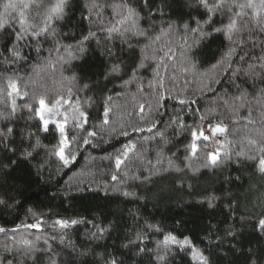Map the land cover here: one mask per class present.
<instances>
[{"label":"trees","instance_id":"trees-1","mask_svg":"<svg viewBox=\"0 0 264 264\" xmlns=\"http://www.w3.org/2000/svg\"><path fill=\"white\" fill-rule=\"evenodd\" d=\"M91 2L70 0L65 20L55 22L58 35L40 39V53L35 50V41L25 39L13 44L10 42L12 37L7 34L0 38V52L4 51L7 42L8 46L21 50L27 58L20 60L16 67L22 78V90L30 93L29 97H16L19 107L11 122L15 134L9 138V147H15L17 151L12 153L0 147V193L7 192L12 197L10 206L0 205V227L9 230L6 234L0 233V262L9 264L13 259L6 248L15 251L23 247L16 243L21 236L34 239L38 234L42 237L38 242L39 247H46L44 238H48L52 247L62 253L60 264H73L74 261L79 264L81 260L86 264H104V260L112 255L118 257L122 264H151L148 253H138V247L130 245L146 221L165 231H172L180 238L189 236L206 254H210L211 264H247L250 247L264 256V239L259 238V233L253 232L255 218L264 209V177L254 173L246 164L238 166L235 157L222 169L214 171L201 168L193 174L186 167L190 162L185 160L189 155L185 149L193 142L192 131L200 130L204 123H209L200 120L202 113L211 110L212 124L222 121L228 126L230 132L227 141L242 139L249 134L246 120L240 119L233 123L238 119L233 114L235 105L229 106V103L224 102V85L213 83L212 87L218 89L215 95L206 88L210 80H221L226 76L224 66H219V62L227 50L228 42L223 36L211 37L203 39L197 46L199 35L185 32L184 24L196 27L195 20L202 21L204 13L201 9L186 7L185 0H149L147 8H143V0H139L144 17L141 20L142 27L148 28L154 24L156 31L152 35L155 36L161 28L167 29L169 24H173V30L165 37V41L176 50L177 62L181 51L191 47L199 61V73L204 75L195 78L189 75L185 78L181 74L178 79H172L170 68L167 71L160 68L163 78V87H160L157 82L159 78L154 77L156 62L146 61L151 67L140 70L133 82L126 84L133 77L134 66L142 59L140 49L147 41L140 38L139 45L133 41V48L129 49L119 34L107 31L113 22L110 5L119 3V0H96L108 5L101 10V18L98 19L93 13L91 22L82 19V16L88 15L85 5ZM204 28L205 31H211L208 25H204ZM89 31L95 35L78 45ZM58 45L60 51L56 52ZM69 45L72 46L70 49ZM161 46L158 43L155 47ZM80 47L84 48L83 52ZM256 52L259 54L258 48ZM69 53L76 59H69ZM234 59L238 60V57ZM115 64H119L122 71L119 75H109ZM73 76L76 77L75 82L70 84L69 78ZM69 87L74 92L79 90L81 101L92 98L91 105H85L91 114L85 127L89 131H97V137L92 144L84 145L81 140L78 148L73 146L76 158L67 167L44 149H38L33 154L34 158L24 159L21 153L30 143L36 142V136L29 141V132L38 135L48 148L56 144L58 136L54 128L49 133L39 131L38 121L30 118L24 108L25 103L30 102L32 93L66 95ZM249 91L252 92L251 89ZM234 92L235 89H232L229 93V102ZM158 94L163 96L159 105ZM109 96L112 97L108 102L111 124L105 126L102 123L103 109ZM177 97H187L198 103L182 107L177 103ZM248 100L250 104L239 108V113L246 117L251 111L254 118L259 120L264 98L256 100L249 95ZM141 104L144 105L143 113L140 112ZM3 108L4 104L0 102V109ZM177 113L186 126L183 130L177 124L170 125V120ZM3 126L6 129L8 122H3ZM134 127L142 131H134ZM67 128L74 136L86 135V132L76 130L71 124ZM112 128L118 131L123 128L129 135L112 133ZM149 128L152 130L148 131ZM227 141L224 136L212 137L207 141L202 138L196 140L198 156L193 157L191 167H200L205 153L212 150L220 151L222 155L225 151L231 154L232 148ZM128 143L135 144L136 148L124 158L125 163L118 174L121 178L125 174L141 177L140 180L129 179L123 186L128 191H135L139 199L123 197L112 188L111 176L117 174L114 156ZM161 147L163 167H168V160H172L183 169L182 172L154 174L153 166L160 167L157 159ZM13 160L17 163L12 164ZM144 177L149 179L145 180ZM105 184L108 185L107 189ZM210 196L218 197L212 208L208 207L206 199ZM33 213L36 218L45 221L39 233L23 227L15 234L11 231L17 225L35 222ZM57 218L91 223L61 230L52 227V222ZM245 219L249 223H243ZM93 223L103 225L107 232L100 238H93ZM229 229L235 231V237L227 235ZM61 234L65 236L63 243L58 238ZM13 235L16 240L10 239ZM53 236L57 239H51ZM158 239H162L160 234L149 233L145 245L153 249ZM73 245L75 252L72 251ZM82 251L88 255L79 256ZM15 260L16 264H24L25 258L17 252ZM27 264H33V261L28 260ZM36 264H47L43 253L39 254ZM169 264H188V258L173 246ZM261 264H264V260Z\"/></svg>","mask_w":264,"mask_h":264},{"label":"snow or ice","instance_id":"snow-or-ice-1","mask_svg":"<svg viewBox=\"0 0 264 264\" xmlns=\"http://www.w3.org/2000/svg\"><path fill=\"white\" fill-rule=\"evenodd\" d=\"M69 4L70 0H0V38H3L4 34H7V36L12 37L10 42L13 44H18L25 39L35 41V50L37 53H40V39L42 37L47 39L50 36L54 38L58 35L55 22L65 20L68 15L66 9H68ZM185 5L189 8L201 9L204 13L202 21L200 19L195 20L196 27H190L188 23L184 24L185 32L197 33L199 35L200 39L197 41V46L203 39L211 37L218 38L219 36H223L228 42L227 50L219 62V66H224L226 76L221 80H210L206 88L215 95L218 89L212 87L213 83L223 84L224 93L222 94V98L224 102L229 103V106L235 105L233 114L238 119L234 120L233 123H237L240 119L246 120L247 123L245 126L248 127L249 131V134L242 139L227 141L230 132L228 126L222 121H217L215 124H212L210 120L212 116L211 110L202 113L200 120L202 122H209V131L212 137L224 136L225 141L232 148V152L229 154L228 151H225L223 155L220 151L207 152L200 167H191L193 157L198 156V146L195 141L201 138L205 141L209 139L208 136L204 135L203 131H192L193 142L185 149V151L189 152L185 160L190 162L186 167L193 174L199 172L201 168L214 171L222 169L228 161L235 157L238 166L246 164L254 170V173L264 177V107L261 108L259 120L254 118L251 111L248 112L246 117L242 116L238 111L239 108H244L250 104L248 100L249 95H252L253 99L256 100L264 98V87H258V85H264V0H185ZM148 6L149 0H143V8H147ZM85 7L88 10V15L82 16V19L91 22L93 13H95L98 19L101 18V10L104 7H108V5L100 4L96 0H92ZM110 7L113 12L112 26L107 29L110 34H119L129 49L133 48V41L136 45L141 43L140 38L147 41L140 49L143 54L142 59L134 66L133 77L129 81H126V84L133 82L136 73L140 70H147L151 67V64L146 63V61L156 62L154 77L159 78L157 82L160 84V87H163V78L160 76L159 71L160 68H164L166 71L170 68L173 73L172 79H178L181 74L185 78L189 75L194 78L197 75H204L199 73V61L195 57L191 47H186L181 51L180 57L178 58L179 62H177L176 50L171 44L165 41V37L169 36L173 30V24H169L167 29L161 28L159 33L153 36L152 33L156 31L154 24H150L148 28H144L141 25V20L144 17L141 15L143 8L140 6L139 0H119V3H114ZM150 12L151 10L149 9ZM30 17L32 22H30ZM204 25H208L211 31H205ZM94 35L95 33L89 31L88 35L83 36V39L78 42V45H82L83 41L88 40L89 37ZM158 43L162 45L159 48L155 47ZM185 44H187V41H185ZM71 47V45L68 46L69 49ZM257 48L259 49V54L256 52ZM65 50L67 51L68 49ZM55 51H60L59 45ZM80 51L83 52L84 48L80 47ZM234 57H238V60L234 59ZM26 59L21 50L17 47L8 46L7 42L5 43L4 51L0 52V102L4 104V108L0 109V147L12 153L17 151L15 147H9L11 143L9 138L15 134V129L11 126V122L14 120L19 107L16 102V97L24 98L30 96L28 91L22 90L21 88L22 78L18 75L19 69L16 67V64L20 60ZM59 59H63V57ZM69 59H76V57L69 53ZM233 65L236 66L233 67ZM214 67H217V65H214ZM121 71L120 65L115 64L109 75H119ZM75 79V76L69 78V83H74ZM25 87H27L26 84ZM84 87L87 88L88 85H84ZM232 89H235V92L232 93L231 102H229L228 95ZM78 92L79 90L74 92L73 88L69 87L66 95L60 93L53 96H48L47 93L39 95L36 93L31 94L30 102L24 105L30 118L38 121L39 131L49 133L54 128L55 134H58V136L56 144L48 148L42 144L38 135L29 132V141H31L33 136H36V142L35 144L30 143L28 148L21 153L24 159L34 158L33 154L38 149H44L50 156H55L63 166L67 167L76 158L75 153L72 151L73 146L78 148L81 140L84 145L92 144L98 133L95 130L89 131L85 127L91 116L85 105L90 106L92 98L81 101L78 97ZM111 99V96L107 97L103 109L104 119L102 123L105 126L111 124L109 119L111 109L108 107V102ZM161 99H163L162 94H158V105ZM176 100L182 107L198 103V101L189 100L187 97H177ZM139 107L140 112L143 113L144 105L141 104ZM3 122H8L9 124L6 129L3 126ZM70 124L76 130H81L82 133L86 132V135L81 134L79 137L72 135L67 128ZM171 124L179 125L181 130L186 127L182 123V119L178 113L170 120ZM133 130L142 131L139 127H134ZM151 130V128L148 129V131ZM111 131L117 135H129L123 128L119 131L116 128H112ZM159 135L164 139L162 133ZM166 143L167 141L165 140ZM221 147H223V144H221ZM135 148V144L128 143L124 144L122 149L117 151V154L114 156L117 174H113L111 180L115 193L126 198L132 197L139 199L135 191H128L123 186L128 183L129 179L140 180L141 177L136 175L130 177L125 174L121 178L118 174L121 166L125 163L124 158L128 157L129 153L133 152ZM163 160V147H161L157 159V164L160 167L155 168L153 166L155 169L154 174L159 175L171 171L179 173L183 171L172 160H168V167H163ZM16 163L17 161H12V164ZM8 166L4 165V167ZM144 179L148 180L149 177H144ZM107 188L108 185L105 184V189ZM11 198L10 193H0V205L5 207L10 206L9 200ZM206 199L208 207L212 208L214 207V201L218 197L210 196ZM33 217L35 222L17 225L11 231L15 234L23 227L26 229H34L39 233L45 221L42 218H36L35 213H33ZM81 223L91 222L78 219L69 220L57 218L52 222V227L64 230ZM243 223L247 224L249 221L245 219ZM92 227L95 229L91 233L93 238H100L107 232V228L103 225L93 223ZM8 231V229L0 227V233L6 234ZM253 232L259 233V238L264 239V209L255 218ZM149 233H158L162 236V239L157 240L153 249H148L145 245V240L148 238ZM227 235L235 237L236 234L234 230L229 229ZM58 238L63 243L65 236L61 234ZM10 239L16 240L15 235ZM41 239V235L38 234L35 235L34 239L21 236L16 240V243L23 246L22 248L16 249L15 251L10 248L5 249L13 256L9 264H16L15 255L17 252L23 254L25 258L24 264H27L28 260L36 264L40 253L46 256L47 264H60L59 258L62 253L52 247L48 238H44V245L46 247H39L38 242ZM51 239L54 240L57 237L53 236ZM130 245H136L138 247V253H148L151 256V264H169V260L173 255V246L187 256L188 264H211L210 254H206L189 236L180 238L172 231H165L162 227L147 223V221L143 228L137 232L136 240L130 241ZM130 245H125V247H129ZM72 251L75 252V245L72 246ZM87 255V252H79V256L81 257H86ZM7 259L6 256L5 260ZM262 260H264V256L259 252L254 251L251 247L248 249L247 264H261ZM73 264H75V261ZM79 264H86V262L81 260ZM104 264H122V262L118 257L112 255L104 260Z\"/></svg>","mask_w":264,"mask_h":264},{"label":"rangeland","instance_id":"rangeland-1","mask_svg":"<svg viewBox=\"0 0 264 264\" xmlns=\"http://www.w3.org/2000/svg\"><path fill=\"white\" fill-rule=\"evenodd\" d=\"M199 131H203L204 135L208 136L209 139L212 138L211 132L209 131V123H204ZM215 150H212L211 152H214Z\"/></svg>","mask_w":264,"mask_h":264}]
</instances>
